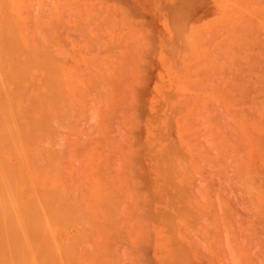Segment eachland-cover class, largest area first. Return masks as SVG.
<instances>
[{
  "label": "rangeland",
  "instance_id": "1",
  "mask_svg": "<svg viewBox=\"0 0 264 264\" xmlns=\"http://www.w3.org/2000/svg\"><path fill=\"white\" fill-rule=\"evenodd\" d=\"M8 2L0 0V25L13 37L0 33L7 37L0 42L7 57L0 59L5 65L17 60L11 67L0 62L6 77L0 78V90L6 88L0 91V111L8 113L0 117L8 123L11 115L14 124L9 121L8 129L0 118V168L8 180L0 177V234L11 233L23 254L11 248L9 258L4 245L0 261L176 264L179 258L182 264H264V0ZM10 28L21 29L16 38ZM14 38L24 51L13 49ZM18 51L24 54L18 57ZM15 63L34 67L24 66L23 75ZM15 72L17 78L11 76ZM10 123L18 128L15 135ZM26 176L33 185L37 181L35 187ZM4 189L10 191L6 201ZM62 210L65 216L55 219ZM39 212V222L35 215L30 223ZM6 224L15 228L4 229ZM27 225L29 232L22 230ZM20 234L30 252L28 244H18Z\"/></svg>",
  "mask_w": 264,
  "mask_h": 264
},
{
  "label": "bare ground",
  "instance_id": "2",
  "mask_svg": "<svg viewBox=\"0 0 264 264\" xmlns=\"http://www.w3.org/2000/svg\"><path fill=\"white\" fill-rule=\"evenodd\" d=\"M6 1H7V2H8V1L11 2V0H6ZM9 2H8L7 4L11 5ZM38 2H39V0H38ZM230 2H231V1H230ZM39 3H40V2H39ZM259 3H260V2H259ZM261 3H262V1H261ZM37 4H38V3H37ZM233 4H234V3H233ZM12 6H13V5H12ZM38 6H39V4H38ZM44 7H46V5H45ZM261 7H262V6H261ZM5 8H6V7H5ZM42 8H43V7H42ZM167 8H168V7H167ZM171 8H172V7L169 6V9H171ZM173 8H174V7H173ZM37 9H38V8H37ZM54 9H55V8H54ZM233 9H234V8H233ZM247 9H248V8H247ZM5 10H8V7H7L6 9H4V12H5ZM23 10H24V9H23ZM38 10H39V9H38ZM40 10H41V9H40ZM91 10H92V9H91ZM172 10H174V9H172ZM242 10H244V9H242ZM8 11H9V10H8ZM8 11H7V12H8ZM168 11H169V10H168ZM175 11H176V9H175ZM170 12H171V11H170ZM172 12H173V14H175L174 11H172ZM172 12H171V13H172ZM178 12L180 13V11H178ZM183 12H184V11H183ZM225 12H226V11H225ZM8 13H9V12H8ZM171 13H170V15H171ZM248 13H249V12H248ZM4 14H5V13H4ZM6 14H7V13H6ZM168 14H169V13H168ZM193 14H194V13H193ZM82 15H83V14H82ZM177 15H178V14H177ZM186 15H187V14H186ZM188 15H189V14H188ZM172 16H173V15H172ZM172 16H171V17H172ZM180 16H181V15H180ZM4 17H5V16H4ZM6 17H7V16H6ZM8 17H9V16H8ZM36 17H37V15H36ZM43 17H44V16H43ZM169 17H170V16H169ZM171 17H170V18H171ZM170 18H169V19H170ZM176 18H177V17H176ZM189 18H190V17H189ZM189 18H188V19H189ZM7 19H8V18H7ZM16 19H17V18H16ZM171 19H172V21H173V17H172ZM179 19H180V18H179ZM186 19H187V17H186ZM38 20H39V19H38ZM174 20H175V19H174ZM176 20H177V19H176ZM176 20H175V21H176ZM7 21H8V20H7ZM18 21H19V20H18ZM39 21H40V20H39ZM115 21H116V20H115ZM115 21H114V22H115ZM220 21H221V20H220ZM8 22H9V21H8ZM187 22H188V20H187ZM6 23H7V22H6ZM14 23H15L14 26L16 27V23L18 24L19 22H15V21H14ZM20 23H22L21 20H20ZM20 23H19V24H20ZM38 23H39V22H38ZM82 23H83V22H82ZM174 23H175V22H174ZM178 23H179V22H178ZM229 23H230V22H229ZM10 24H11V23H10ZM19 24H18V25H19ZM181 24H182V23H181ZM2 25H3V24H1L0 26H2ZM170 25H171V24H170ZM176 25H177V24H176ZM179 25H180V23H179ZM183 25H184V24H183ZM14 26H13V27H14ZM13 27H11V28H13ZM15 27H14V29H15ZM20 27H21V26H20ZM180 27H181V26H180ZM186 27H187V26H186ZM197 27H198V26H197ZM1 28L3 29V26H2ZM1 28H0V33H1V34L4 35V33H5L6 31H8V32H6V33H8V34L10 33V32H9V28H8V30H7V29L5 30V27H4L3 30H2ZM6 28H7V27H6ZM11 28H10V29H11ZM22 28H23V27H22ZM16 29H17V28H16ZM23 29H24V28H23ZM42 29H43V28H42ZM86 29H87V28H86ZM179 29H180V28H179ZM195 29H196V27H195ZM1 30H2L3 32H1ZM4 30H5V32H4ZM18 30H21V29H17V32H16V33H14L16 30H15V31L13 30V32H12V29L10 30L12 33H14L13 35H15V36H14L15 38L18 36ZM193 30H194V29H193ZM36 31H37V29H36ZM36 31H35V32H36ZM42 31H44V29H43ZM177 31H178V30H177ZM186 31H187V30H186ZM194 32H195V31H194ZM194 32H192V33H194ZM196 32H197V31H196ZM200 32H201V30H200ZM214 32H215V31H214ZM22 33H27V32H22ZM28 33H29V32H28ZM40 33H41V32H40ZM87 33H88V32H87ZM189 33H190V32H189ZM219 33H220V32H219ZM231 33H232V32H231ZM1 34H0V35H1ZM8 34H7V35H8ZM16 34H17V36H16ZM34 34H35V33H34ZM198 34H199V33H198ZM208 34H210V33H208ZM215 34H216V33H215ZM3 35L0 36V38L2 37V39H3V40H0L1 43H2L3 41L7 40V39H6L7 37H6V38H3V37H4ZM9 35L12 36L11 33H10ZM26 35H27V34H26ZM29 35H31V34H29ZM29 35H28V36H29ZM36 35H38V34H36ZM45 35H46V34H45ZM192 35H194V34H192ZM11 36H10V37H11ZM21 36H22V35H21ZM24 36H25V35H24ZM41 36H42V35H41ZM178 36H179V35H178ZM183 36H184V35H183ZM201 36H202V35H201ZM12 37H13V36H12ZM36 37L38 38L39 36H36ZM44 37H45V36H44ZM148 37H149V36H148ZM195 37H196V36H195ZM197 37H198V36H197ZM15 38H14L15 41L13 42L14 44H15V42H16V39H15ZM18 38H19V37H18ZM26 38H27V37H26ZM37 38H36V39H37ZM179 38H180V37H179ZM12 39H13V38H12ZM28 39H31L30 36L27 38V40H28ZM52 39H53V38H52ZM10 40H11V39H10ZM25 40H26V39H25ZM33 40H35V39H33ZM12 41H13V40H12ZM12 41H11V42H12ZM19 41L21 42V39H19ZM28 41H30V40H28ZM36 41H37V40H36ZM133 41H134V40H133ZM178 41H179V40H178ZM184 41H185V40H184ZM186 41H187V40H186ZM7 42H9V44H10V41H7ZM17 42H18V39H17ZM17 42H16V44H18ZM39 42H40V41H39ZM43 42H44V41H43ZM100 42H101V41H100ZM1 43H0V44H1ZM46 43H48V42H46ZM64 43H65V41H64ZM3 44H4V43H3ZM3 44H2V45H3ZM40 44H41V43H40ZM40 44H37V45L40 46ZM44 44H45V43H44ZM48 44H49V43H48ZM19 45H21V44L14 45V47H13V46H12V47H13V49H15V46H16V47L18 46V49H16V50H19V48H21L20 50L24 51L25 49H23V46H19ZM41 45H43V44H41ZM196 45H197V44H196ZM3 46H5V44H4ZM9 46H10V45H9ZM29 46H30V45H29ZM35 46H36V45H35ZM35 46H34V47H35ZM37 47H38V46H37ZM184 47H185V45H184ZM4 48H5V47H4ZM29 48H30V47H29ZM32 48H33V46H32ZM54 48H55V47H54ZM174 48H176V47H174ZM179 48H180V47H179ZM185 48H186V47H185ZM189 48H190V47H189ZM248 48H249V47H248ZM0 49H1V46H0ZM30 49H31V48H30ZM30 49H29V50H30ZM172 49H173V48H172ZM177 49H178V48H177ZM177 49H176V50H177ZM183 49H184V48H183ZM249 49H250V48H249ZM249 49H248V50H249ZM6 50H8V49H6ZM6 50L4 49L5 52H6ZM9 50H10V49H9ZM34 50H36V48H35V49L33 48L32 51H34ZM50 50H51V49H50ZM52 50H53V49H52ZM52 50H51V51H52ZM55 50H56V49H55ZM190 50H192V49L190 48ZM245 50H247V49H245ZM0 51H2V50H0ZM12 51H13V50H12ZM22 51H21V52L18 51V52H19V55L16 54L15 57H17V55H18V57H20V56H21L20 53H23V54H24V52H22ZM26 51H27V50H26ZM32 51L30 50V52H28V53H29V54L31 53L30 55L34 57V55H32ZM51 51H50V52H51ZM60 51H61V50H60ZM171 51H172V50H171ZM187 51H188V50H187ZM13 52L15 53V51H13ZM36 52H38V51H35V55H36ZM67 52H68V51H67ZM130 52H131V51H130ZM178 52H179V51H178ZM182 52H183V51H182ZM184 52H185V51H184ZM244 52H245V51H244ZM10 53H11V52H9L8 54H9V56H10V59H12V58L14 57V54L12 53V54H13V57H12ZM16 53H17V52H16ZM56 53H57V52H56ZM63 53H64V52H63ZM63 53H62V54H63ZM65 53H66V52H65ZM69 53H71V52H69ZM174 53H175V52H174ZM245 53H246V52H245ZM0 54H1V53H0ZM2 54H3V56H5V55H4V52H3ZM2 54H1L0 56H2ZM23 54H22V55H23ZM29 54H28V55H29ZM38 54H39V52L37 53V57H39L38 59H40L42 54L40 53V54H41L40 56H38ZM179 54H180V57H182V53L179 52ZM215 54H216V53H215ZM248 54H249V53H248ZM250 54H251V52H250ZM250 54H249V55H250ZM135 55H136V54H135ZM170 55H171V54H170ZM246 55H247V54H246ZM258 55H259V54H258ZM9 56H8V57H9ZM25 56H27V55H25ZM202 56H203V55H202ZM244 56H245V55H244ZM6 57H7V52H6V56L4 57L5 60H6ZM11 57H12V58H11ZM28 57H30V56H27V58L24 57L23 59H28ZM33 57H32V58H33ZM46 57H47V56H46ZM174 57H175V56H174ZM0 58H1V57H0ZM30 58H31V57H30ZM47 58H48V57H47ZM60 58H61V57H60ZM68 58H69V57H68ZM198 58H199V57H198ZM7 59H9V58H7ZM15 59L17 60V58H14V59H12V61H13V60L15 61ZM33 59H36V57H34ZM42 59H43V58H42ZM53 59H54V58H53ZM125 59H126V58H125ZM187 59H188V58H187ZM201 59H202V58H201ZM262 59H263V58H262ZM54 60H55V59H54ZM136 60H137V59H136ZM12 61H11V60H10V62L7 61V62H8V65H5L6 61H5V63H4V60L2 61V60L0 59V62H3V66L5 65L6 67H7V66H8V67H9V66L11 67V63H12ZM29 61H31V60L29 59ZM47 61H49V60H47ZM168 61H169V60H168ZM18 62H19V60H18ZM27 62H28V61H27ZM32 62L34 63V66H35V65L38 66V64L40 63L39 61H38V62H39L38 64H37V62L35 63V60L32 61ZM32 62H31V63H32ZM42 62H43V60H42ZM45 62H46V61H45ZM128 62H129V61H128ZM253 62H254V61H253ZM262 62H263V61H262ZM9 63H10V65H9ZM23 63H24V62H23ZM31 63H30V66H32ZM33 63H32V64H33ZM70 63H71V62H70ZM15 64H16V63H15ZM19 64H20V63H19ZM27 64H28V63H27ZM27 64H26V65H27ZM44 64H45V63H44ZM55 64H57V63H55ZM0 65L2 66V64H0ZM21 65H22V61H21ZM26 65L23 64V67H22V66L18 67V63L16 64V66L18 67V69H19V68H20V69H21V68H22V69H23V68L25 69L24 66H26ZM49 65H52V64L50 63ZM175 65H176V63H175ZM12 66H13V65H12ZM30 66H29V67H30ZM34 66H32V67H34ZM37 66H36V67H37ZM45 66H46V65H45ZM56 66L58 67V65H56ZM221 66H222V65H221ZM6 67H3V68H5L3 71L6 70ZM29 67L26 66V68L30 69ZM36 67H35V68H36ZM59 67H60V64H59ZM1 68H2V67H1ZM13 68H15V67L13 66ZM13 68H11V71H10L11 73H13V71H12ZM9 69H10V68H9ZM9 69H7L5 72H7ZM16 69H17V68H16ZM22 69L19 70V72L21 71L20 74H23V73L25 72V70H26V69H25V70L23 69L24 71H22ZM28 69H27V70H28ZM37 69H38V68H37ZM47 69H48V68H47ZM56 69H57V68H56ZM186 69H187V68H186ZM13 70H15V69H13ZM32 70H33V68H32ZM38 70H39V69H38ZM67 70H68V69H67ZM15 71H16V70H15ZM45 71H46V70H45ZM47 71H48V70H47ZM52 71H53V70H52ZM93 71H94V70H93ZM1 72H2V71H1ZM1 72H0V73H1ZM8 72H9V71H8ZM17 72H18V70H17ZM17 72L14 73V76L11 75V73H10V75H11L12 77H15V74H17ZM105 72H106V71H105ZM128 72H129V71H128ZM27 73H28V71H27ZM61 73H62V72H61ZM64 73H65V72H64ZM64 73H63V74H64ZM67 73H69V72H67ZM72 73L74 74L75 72H72ZM175 73H176V72H175ZM18 74H19V73H18ZM44 74H46V73L44 72ZM49 74H50V72H49ZM6 75H7V74H6ZM8 75H9V73H8ZM23 75H24V74H23ZM23 75H22V76H23ZM36 75H37V74H36ZM50 75H51V74H50ZM55 75H57V73H55ZM59 75H60V74H59ZM69 75H70V74H69ZM215 75H216V74H215ZM262 75H263V74H262ZM3 76H4V73H3ZM3 76L0 75V78H2V79H1L2 81L6 79V77H5V79H3ZM17 76H19V75H16L15 78H17ZM28 76H29V75H27V77H28ZM75 76H76V75H75ZM178 76H179V75H178ZM253 76H255V75H253ZM256 76H257V75H256ZM20 77H21V75H20ZM20 77H19V78H20ZM44 77H45V76H44ZM44 77H43V78H44ZM53 77H54V76H53ZM56 77H58V76H56ZM56 77H55V80H56ZM243 77H244V76H243ZM263 77H264V76H263ZM7 78H8V77H7ZM10 78H11V77H10ZM19 78H18L17 80H19ZM22 78H23V80H24V79H27V80H28V78H26V77H25V78L22 77ZM22 78H20V80H21ZM43 78H42V79H43ZM244 78H245V77H244ZM42 79H41V80H42ZM44 79H46V77H45ZM67 79H68V78H67ZM212 79H213V78H212ZM245 79H246V78H245ZM7 80H8V79H7ZM7 80H6V82H8ZM11 80L14 81L15 79L12 78ZM17 80H16V81H17ZM29 80H30V79H29ZM37 80H39V79H37ZM46 80H47V79H46ZM58 80L60 81L61 79L57 78V81H58ZM209 80H210V79H209ZM9 81H10V79H9ZM13 81H12V82H13ZM53 81H54V79H53ZM59 81H58L57 85L60 83ZM62 81H64V79H63ZM3 82H5V81H3ZM10 82H11V81H10ZM14 82H15V81H14ZM20 82H21V81H20ZM20 82L18 81V83H20ZM22 82L24 83V81H22ZM55 82H56V81H55ZM26 83H27V82H26ZM44 83H45V82H44ZM48 83H49V82H48ZM48 83L46 84L47 86H48ZM80 83H81V82H80ZM0 84L3 85L2 82H1ZM21 84H22V83H21ZM21 84H20V85H21ZM28 84H29V83H28ZM126 84H127V83H126ZM6 85L8 86L9 84L7 83ZM17 85H18V84H17ZM17 85L14 83V86H17ZM24 85H26V84H24ZM42 85H43V84H42ZM44 85H45V84H44ZM59 85H60V84H59ZM59 85H58V86H59ZM127 85H128V84H127ZM181 85H182V84H181ZM203 85H204V84H203ZM205 85H206V83H205ZM22 86H23V85H22ZM35 86H37V85H35ZM35 86H34V87H35ZM39 86H40V85H39ZM49 86H50V85H49ZM58 86H55V87L57 88ZM81 86H82V85H81ZM240 86H241V85H240ZM0 87H1V86H0ZM18 87H19V86H18ZM52 87H53V86H52ZM181 87H182V86H181ZM233 87H234V84H233ZM238 87H239V86H238ZM259 87H260V86H259ZM4 88H5V85H4V87L2 86L3 91H1V90H0V91H1V92H4ZM12 88H13V87H12ZM36 88H38V87H36ZM36 88H35V91L38 90V89L36 90ZM47 88H48V87H47ZM117 88H118V87H117ZM5 89H6V88H5ZM7 89H8V88H7ZM9 89H10V88H9ZM13 89H14V88H13ZM16 89H17V87H16ZM16 89H14V90H16ZM19 89H20V88H18L17 90H19ZM24 89H25L24 92H27V91L29 90V89H28V90L26 91V88H24ZM103 89H104V88H103ZM103 89H102V90H103ZM263 89H264V88H263ZM11 90H12V89H11ZM11 90H10V91H11ZM22 90H23V87H22V89L20 90V92H21ZM33 90H34V89H33ZM51 90H52V91H55V89H53V88H52ZM119 90H120V89H119ZM206 90H207V89H206ZM213 90H214V89H213ZM213 90H212V91H213ZM235 90H236V89H235ZM256 90H257V89H256ZM12 91H13V90H12ZM38 91H39V90H38ZM38 91H37V92H38ZM40 91H41V90H40ZM40 91H39V93H38L39 95H41ZM251 91H252V89H251ZM1 92H0V93H1ZM6 92H7V90L5 91V94H6ZM17 92H18V91H17ZM17 92H16V91H15V92H11V94H12V93L14 94V93H17ZM203 92H204V91H203ZM7 93H8V92H7ZM28 93H29V92H28ZM43 93L46 94L45 92H43ZM43 93H42V94H43ZM50 93H51V92H50ZM249 93H250V92H249ZM2 94H3V93H2ZM5 94H4V95H5ZM210 94H211V93H210ZM0 95H1V94H0ZM8 95H9V94H8ZM16 95H17V94H16ZM126 95H127V94H126ZM244 95H245V94H244ZM2 96H3V95H2ZM2 96H1V97H2ZM21 96H22V95H20V97H21ZM36 96H37V95H36ZM232 96H233V95H232ZM6 97H9V99H10V95H9V96H6ZM15 97H16V96H15ZM18 97H19V96H18ZM24 97H25V96H24ZM30 97H31V96H30ZM48 97H49V96L47 95L46 98H48ZM50 97H52V95H51ZM50 97H49V98H50ZM2 98H3V97H2ZM2 98H0V99H2ZM31 98H33V96H32ZM49 98H48V99H49ZM103 98H104V97H103ZM224 98H225V97H224ZM234 98H235V97H234ZM248 98H249V97H248ZM7 99H8V98H7ZM29 99H30V98H29ZM34 99H35V98H34ZM34 99H33V100H34ZM41 99H42V98H41ZM43 99H44V98H43ZM66 99H67V98H66ZM17 100L19 101L20 99H17ZM36 100H37V99H36ZM38 100H39V99H38ZM50 100H54V98L52 97V98H50ZM62 100H64V99H62ZM104 100H105V98H104ZM133 100H134V99H133ZM4 101H6V100L4 99V100H3V103H4ZM29 101H30V100H29ZM259 101H260V100H259ZM259 101H258V102H259ZM20 102H22V100H21ZM20 102H19V104L21 105ZM23 102H25V100H24ZM41 102H44V100H43V101L41 100ZM51 102H52V101H51ZM61 102H63V101H61ZM65 102H66V100H65ZM17 103H18V102H17ZM31 103H32V102L30 101V104H31ZM226 103H227V102H226ZM62 104H63V103H62ZM68 104H69V103H68ZM208 104H209V103H208ZM238 104H239V103H238ZM247 104H248V103H247ZM260 104H261V103H260ZM5 105H7V107H8V104H5ZM31 105H32V104H31ZM35 105H36V104L34 103L33 106L35 107ZM38 105H41L40 101H39ZM255 105H256V104H255ZM262 105H263V104H262ZM1 106H2V102H1ZM1 106H0V108H1ZM22 106H23V105H22ZM22 106H21V108H22ZM28 106H29V105H28ZM33 106H32V107H33ZM69 106H70V105H69ZM3 107H4V106H3ZM5 107H6V106H5ZM5 107H4V108H5ZM36 107H37V106H36ZM36 107H35V108H36ZM70 107H71V106H70ZM89 107H90V105H89ZM89 107H88V108H89ZM202 107H203V106H202ZM208 107H209V106H208ZM255 107H256V106H255ZM258 107H259V106H258ZM258 107H257V108H258ZM8 108H11V107H8ZM8 108H7V109H8ZM35 108H34V110H35ZM40 108H41V107H40ZM64 108H65V106H64ZM66 108H67V107H66ZM243 108H244V107H243ZM5 109H6V108H5ZM29 109H30V108H29ZM89 109H90V108H89ZM207 109H208V108H207ZM245 109H246V108H245ZM253 109H254V108H253ZM1 110H2V111H0L1 114H2L3 111L7 113V110H6V111H5L4 109H1ZM66 110H67V109H66ZM66 110H64V111H66ZM87 110H88V109H87ZM38 111H40V109H39ZM89 111H91V110H89ZM93 111H94V110H93ZM249 111H251V110H249ZM4 112H3V113H4ZM36 112H37V111H36ZM41 112H42V111H41ZM41 112H39V113H40V116L43 117L42 114H44V113L42 112V114H41ZM236 112H237V111H236ZM6 113H5V114H6ZM11 113H12V110L10 111V109H9V114H11ZM33 113H34V112H33ZM65 113H66V112H65ZM65 113H64V114H65ZM197 113H198V112H197ZM30 114H31V113H30ZM205 114H206V113H205ZM3 115H4V114H3ZM3 115H0V116H3ZM6 115L8 116V113H7ZM32 115H34V114H32ZM54 115H55V114H54ZM70 115H71V114H70ZM200 115H201V114H200ZM208 115H209V114H208ZM235 115H236V114H235ZM244 115H245V114H244ZM10 116H11V115H10ZM10 116L7 117V120H8V118H9V121H10ZM71 116H72V115H71ZM0 118H1V117H0ZM3 118H4V117H3ZM66 118H67V117H66ZM202 118H203V117H202ZM206 118H207V117H206ZM239 118H240V117H239ZM254 118H255V117H254ZM1 119H2V118H1ZM63 119H64V117H63ZM2 120H3V119H2ZM5 120H6V117H5ZM15 120H16V119H15ZM35 120H36V119H35ZM46 120H47V119H46ZM238 120H239V119H238ZM9 121H8V123H7L6 121L3 120L4 123L6 122L5 124H6V127H8V129H9V126H8V125H9ZM38 121H39V120H38ZM65 121H68V120H65ZM65 121H64V122H65ZM239 121H240V120H239ZM251 121H253V120H251ZM254 121H255V120H254ZM260 121H261V120H260ZM10 122H11V121H10ZM29 122H30V121H29ZM52 122H53V121H52ZM244 122H245V121H244ZM11 123H12V122H11ZM11 123H10V124H11ZM249 123H250V121H249ZM249 123H248V124H249ZM5 124H2V125L5 126ZM7 124H8V125H7ZM12 124H13V123H12ZM12 124H11V127L16 128V126H13L14 124H13V125H12ZM30 124H31V123H30ZM38 124H39V123H38ZM57 124H58V123H57ZM66 124H67V123H66ZM251 125H252V124H251ZM33 126H34V125H33ZM49 126H50V125H49ZM51 127H52V123H51ZM241 127H242V126H241ZM14 128H13V131L18 129V128H16V129H14ZM53 128H54V126H53ZM0 129H1V127H0ZM10 129H11V128H10ZM2 130H4V129H2ZM11 130H12V129H11ZM8 131H9V130H8ZM13 131H9V132L14 133V135H15V134H16V131H14V132H13ZM17 131H18V130H17ZM4 132H5V131H3V133H4ZM6 132H7V130H6ZM6 132H5V133H6ZM0 133H2V132H0ZM18 133H19V132H18ZM26 133H27V132H26ZM50 134H51V133H50ZM4 135H5V134H4ZM14 135H12V137H14ZM20 135H21V133H20ZM1 136H3V135L1 134ZM8 136H9V135H8ZM18 136H19V135L17 134L16 137H18ZM10 137H11V134H10ZM6 139H7V138H6ZM15 139L18 140L17 138H15ZM19 139H20V138H19ZM22 139H23V138H22ZM24 139H25V138H24ZM4 140H5V139H4ZM12 140H14V139H12ZM7 141H8V140H7ZM26 141H27V140H26ZM5 142H6V141H5ZM8 142H9V141H8ZM15 142H16V141H15ZM15 142L13 141V143H15ZM17 142H18V143H23V142H21V139H20V142H19V141H17ZM3 143H4V142H3ZM9 143H10V142H9ZM13 143H12V144H13ZM28 143H29V142H28ZM12 144H11V145H8V144H7V145H8V148H10L9 146H11V149H12ZM16 144H17V143H15V145H16ZM25 144H27V142H26ZM30 144H31V143H30ZM5 145H6V144H5ZM5 145H3V146H4V149H5ZM7 145H6V147H7ZM15 145H13V149L15 148V147H14ZM19 145H20V144H19ZM30 146H32V144H31ZM44 146H45V145H44ZM18 148H19V146H18ZM15 149H16V148H15ZM8 151H10V150H8ZM8 151H7V153H8ZM14 151H15V150H14ZM14 151H13V152H14ZM0 153H1V152H0ZM15 153H17V151H16ZM174 153H175V152H174ZM232 153H233V152H232ZM8 154H9V153H8ZM181 154H182V153H181ZM11 155H12V153H11ZM14 155H16V154H14ZM57 155H58V153H57ZM155 155H156V154H155ZM178 155H179V152H178ZM260 155H261V154H260ZM19 156H20V155H19ZM22 157H24V156H22V154H21V158H22ZM174 157H175V156H174ZM183 158H184V157H183ZM2 159H3V158H2ZM174 159H175V158H174ZM0 160H1V157H0ZM22 160H23V159H22ZM38 160H39V159H38ZM164 160H166V159L164 158ZM263 160H264V158H263ZM2 161H5V159L2 160ZM2 161H1V162H2ZM7 161H8V159H7ZM16 161H17V160L13 161L14 163L11 162V163H13L12 165H14V164H16V163H17V164L19 163V161H18V162H16ZM167 161H168V160H167ZM173 161H174V160H173ZM181 161H182V163H183V160H181ZM181 161H180V162H181ZM8 162H9V161H8ZM8 162H6V163L8 164ZM9 163H10V162H9ZM23 163H24V160H23ZM182 163H181V164H182ZM7 164H6V165H7ZM21 164H22V163H21ZM24 164H27V163H24ZM0 165H1V164H0ZM42 165L44 166L43 163H42ZM21 166H22V169H23V170H24V169H25V170L27 169L26 167H24V166H27V165H24V166L21 165ZM43 166H42V167H43ZM0 167H1V166H0ZM23 167H24V168H23ZM27 167H28V166H27ZM8 168H9V167H8ZM17 168H20V166H17ZM2 169H3V168H2ZM6 169H7V168H6ZM9 169H10V168H9ZM9 169H8V173H9ZM41 169H42V168H41ZM43 169H44V168H43ZM52 169H53V168H52ZM19 170H20V169H19ZM44 170H47V169H44ZM53 170H54V169H53ZM120 170H121V169H120ZM0 171H2L1 168H0ZM10 171H11V170H10ZM4 172H7V171L5 170ZM12 172H13V171H12ZM14 172H15V171H14ZM20 172H21V171H20ZM48 172H49V171H48ZM1 173H2V174H1L0 177L3 176V178L5 179V181H8V180H6L7 177H6V178L4 177V173H3V171H2ZM16 173H17V171L15 172V174H16ZM25 173H28V169L26 170ZM5 175H6V174H5ZM8 175H9V174H8ZM16 176H17V174H16ZM18 176H19V175H18ZM20 176H22V175H20ZM20 176H19V177H20ZM29 176H30V175H29ZM49 176H50V174H49ZM8 178H9V177H8ZM27 178H29V177L26 176V179H24V180H27ZM30 178H31V177H30ZM30 178H29V179H30ZM45 178H46V177H45ZM49 178H50V177H49ZM0 179H1V178H0ZM4 179H3V180H4ZM20 179H21V177H20ZM29 179H28L27 181H29ZM0 181H1V180H0ZM30 181H31V179H30ZM30 181H29V182H30ZM13 182H14V180H13ZM21 182H22V181H21ZM23 182H24V181H23ZM35 182H37V181H35ZM35 182H34V185L37 184V183H35ZM229 182H230V181H229ZM15 183H16V182H14V186H15ZM27 183H28V182H27ZM30 183H32V185H33V182H30ZM30 183H28V185H29ZM48 183H49V182H48ZM48 183H47V184H48ZM23 184H24V183H23ZM38 184H39V183H38ZM16 185H17V183H16ZM32 185L30 184V188H34V187H35L34 185H33L34 187H31ZM258 186H260V185H258ZM15 187H16V186H15ZM115 188H116V187H115ZM260 188H261V187H260ZM15 189L19 190L18 187L15 188ZM34 189H35V188H34ZM4 190H5V192H6V189H4ZM32 190H33V189H32ZM36 190H37V189H36ZM147 191H148V190H147ZM224 191H225V190H224ZM9 192H10V191H9ZM9 192H6L7 194L4 195V196L6 197V198H4V201H6V199H9V198H10V197L7 198V195L10 194ZM36 192H37V191H36ZM208 192H209V191H208ZM208 192H206V193H208ZM217 192H218V191H217ZM8 193H9V194H8ZM16 193H17V192H16ZM26 193H27V191H26ZM114 193H115V192H114ZM185 193L187 194V192H185ZM18 194H19V193H18ZM35 194H36V193H35ZM104 194H105V193H104ZM214 194H215V193H214ZM217 194H218V193H217ZM20 195H22V194H20ZM43 195H44V194H43ZM119 195H121V194H119ZM188 195H189V194H188ZM208 195H209V194H208ZM35 196H37V195H35ZM107 196H108V195H107ZM172 196H173V195H172ZM212 196H213V195H212ZM215 196H216V195H215ZM135 197H136V196H135ZM32 198H33V197H32ZM103 198H104V197H103ZM33 199H34V198H33ZM257 199H258V198H257ZM2 200H3V199H2ZM16 200H17V199H16ZM29 200H30V199H29ZM39 200H40V198H39ZM170 200H171V199H170ZM218 200H219V199H218ZM36 201H37V200H36ZM45 201H46V200H45ZM105 201H106V200H105ZM7 202H8V204H9V206L13 205V204L11 203L12 200H11V201L9 200V201H7ZM27 202H28V201H27ZM41 202H42V201H41ZM59 202H60V201H59ZM174 202H175V201H174ZM174 202H170V203L172 204V203H174ZM105 203H106V202H105ZM130 203H131V202H130ZM175 203H176V202H175ZM251 203H252V202H251ZM4 204L7 205V203H4ZM16 204H17V203H16ZM31 204H32V202H31ZM49 204H50V203H49ZM193 204H195V203H193ZM196 204H197V203H196ZM111 205H112V204H111ZM111 205H110V206H111ZM226 205H227V204H226ZM17 206H18V205H17ZM17 206H16V207H17ZM121 206H122V205H121ZM183 206H184V205H182L181 207H183ZM255 206H256V205H255ZM11 207H12V206H11ZM13 207H14V206H13ZM13 207H12V208H13ZM36 207H37V206H36ZM181 207H180V208H181ZM20 208H21V207H20ZM34 208H35V207H34ZM37 208H38V207H37ZM133 209H134V208H133ZM184 209H185V208H184ZM21 210H22V209H21ZM35 210H36V209H35ZM38 210H39V209H38ZM56 210H57V209H56ZM166 210H168V209H166ZM169 210H170V209H169ZM188 210H189V209H188ZM205 210H206V209H205ZM260 210H261V209H260ZM14 211H15V210H14ZM32 211H33V210H32ZM40 211H41V210H40ZM52 211H53V209H52ZM52 211H50V212H52ZM113 211H114V209H113ZM115 211H116V210H115ZM220 211H221V210H220ZM16 212H17V210H16ZM16 212H15V213H16ZM34 212H35V211H34ZM41 212H42V211H41ZM57 212H58V211H57ZM57 212H56V213H57ZM167 212H169V211H167ZM191 212H192V211H191ZM254 212H255V211H254ZM18 213H19V211H18ZM29 213H30V212H29ZM45 213H46V211H45ZM45 213H44V214H45ZM54 213H55V212H54ZM64 213H65V212L62 210V212H59V215H58V214H54V215H57V217L55 216V217H56L55 219H57L58 217L60 218L61 216H65ZM74 213H75V212H74ZM110 213H111V212H110ZM128 213H129V212H128ZM177 213H178V212H177ZM193 213H195V212H193ZM193 213H192V214H193ZM205 213H206V212H205ZM39 214H40V212H39L38 214L35 213L34 215H32V218H30L29 221H31V219H33L34 217L39 216V217H36V221L39 222V219H38V218H40V215H39ZM61 214H62V215H61ZM20 215H21V214H20ZM35 215H36V216H35ZM51 215H52V214H51ZM54 215H53V216H54ZM60 215H61V216H60ZM71 215H72V214H71ZM78 215L80 216V214H78ZM88 215H89V214H88ZM95 215H96V214H95ZM95 215H94V216H95ZM107 215H108V214H107ZM41 216H42V215H41ZM53 216H52V217H53ZM82 216H83V215H82ZM82 216H81V217H82ZM110 216H111V215H110ZM114 216H115V215H114ZM193 216H194V215H193ZM207 216H208V215H206V218H208ZM255 216H256V215H255ZM44 217H47V215H46V216L44 215ZM44 217H43V218H44ZM70 217H71V216H70ZM86 217H87V216H86ZM174 217H175V216H174ZM204 217H205V216H204ZM22 218L24 219L25 217L22 216ZM43 218H42V219H43ZM115 218H116V217H115ZM126 218H127V217H126ZM206 218H205V219H206ZM1 219H2V221H3V218H1ZM1 219H0V220H1ZM23 219H22V222L27 221V217H26V219H24V221H23ZM28 219H29V218H28ZM40 219H41V218H40ZM53 219H54V218H53ZM234 219H235V218H234ZM5 220H6V219H5ZM8 220H9V218L7 219L6 222H9V224H13V223H11V221H8ZM45 220H46V219H45ZM47 220H48V219H47ZM171 220H172V219H171ZM122 221H123V220H122ZM189 221L191 222L192 220H189ZM203 221H204V220H203ZM223 221H224V220H223ZM239 221H240V220H239ZM37 222H36V223H37ZM125 222H126V221H125ZM194 222H195V221H194ZM224 222H225V221H224ZM226 222H227V221H226ZM30 223H34V221H31ZM107 223H108V222H107ZM174 223H175V222H174ZM233 223H234V222H233ZM43 224H45V223L43 222ZM43 224H41V225H43ZM171 224H172V223H171ZM224 224H225V223H224ZM238 224H239V222H238ZM21 225H22V224H21ZM37 225H38V224H37ZM118 225H119V224H118ZM118 225H117V226H118ZM120 225H121V224H120ZM125 225H126V224H125ZM236 225H237V223H236ZM239 225H240V224H239ZM10 226H11L12 229L15 228V226H14V228H13L12 225H8V226H7V224H6L5 227H4V229L12 230V229L10 228ZM30 226H32V225H30ZM46 226H47V225H46ZM123 226H124V225H123ZM128 226H129V225H128ZM171 226H172V225H171ZM222 226H223V225H222ZM23 227H24V229L26 228L24 225H23ZM27 227H28V229H26V230L22 229V230H23V231H26V232H27V230H28V232H29V231H30V228H32V227H29L28 225H27ZM33 227H34V226H33ZM36 227H37V226H36ZM42 227H45V226L43 225ZM140 227H141V226H140ZM245 227H246V226H245ZM8 228H9V229H8ZM47 228H48V226H47ZM117 228H118V227H117ZM121 228H122V226H121ZM130 228H131V227H130ZM189 228H190V227H189ZM226 228H227V227H226ZM246 228H247V227H246ZM4 229L2 228V230H4ZM48 229H49V228H48ZM243 229H244V228H243ZM34 230H35V228H34ZM36 230H37V229H36ZM36 230H35V231H36ZM43 230H44V228H43ZM49 230L51 231V229H49ZM49 230H46V231L49 232ZM16 231H17V230H16ZM18 231H19V230H18ZM37 231H39V230H37ZM94 231H95V230H94ZM250 231L252 232V230H250ZM20 232H22V231L20 230ZM44 232H45V231H44ZM96 232H97V231H96ZM182 232H183V231H182ZM241 232H242V231H241ZM244 232H246V230H245ZM22 233H23V232H22ZM247 233H248L247 236H250L248 230H247ZM24 234H25V232H24ZM42 234H43V233H42ZM45 234H46V232H45ZM227 234H228V233H227ZM0 235H1V236H0V243H2V244H0V248H1L2 246L5 247L4 245L8 246V248H9V250L6 252L7 254H5V256H7V257L9 256V258H10L11 255H10L8 252H11L10 250H12V249H13V251L15 250L14 252H16V253L18 254L19 257H20V254H23V253H21L20 248H18L19 246L17 247L16 244H13V243H14L13 238L10 237L11 233H10L9 235H8V233L4 234V235H6V236H3L2 234H0ZM25 235H27V234H25ZM20 236H23V235H22V234L17 235L18 240L21 239ZM118 236H119V235H118ZM209 236H210V234H209ZM209 236H208V237H209ZM225 236H226V235H225ZM229 236H230V234H229ZM3 237H5V238H4V241H3ZM122 237H123V236H122ZM252 237H253V236H252ZM8 238H12V240L9 241ZM209 238H210V237H209ZM254 238H255V237H254ZM6 239H7V240H6ZM121 239H122V238H121ZM197 239H198V238H197ZM225 239H226V238H225ZM248 239H249V238H248ZM255 239H256V238H255ZM203 240H204V239H203ZM214 240H216V239H214ZM1 241H2V242H1ZM5 241H6V243H7V241H8L9 243H10V242H11V243H10V244L7 243V244H8V245H7V244L5 243ZM20 241H21V240H20ZM177 241H178V239H177ZM233 241H234V239H233ZM233 241H232V242H233ZM256 241H257V240H256ZM109 242H110V241H109ZM179 242H180V241H179ZM227 242H228V241H227ZM243 242H244V241H243ZM243 242H242V243H243ZM3 243H4V244H3ZM19 243H21L22 246H23V244H28V243H26V242H22V241H21V242H18V244H19ZM106 243H107V242H106ZM255 243H256V242H255ZM110 244H111V243H110ZM119 244H120V243H119ZM230 244H231V243H230ZM15 245H16V246H15ZM28 245H29V244H28ZM30 245H31V244H30ZM30 245H29V247H30ZM103 245H104V244H103ZM183 245H184V244H183ZM183 245H181V246H183ZM208 245H209V244H208ZM211 245L213 246L212 242H211ZM257 245H258V244H257ZM13 246H14V247H13ZM24 246H25V245H24ZM99 246H100V245H99ZM99 246H98V247H99ZM214 246H215V245H214ZM216 246H217V245H216ZM229 246H230V245H229ZM25 247H26V246H25ZM25 247H24V248H25ZM29 247H27L26 249H27V251L30 252V250H31L32 247H30V248H29ZM231 247H232V246H231ZM5 248H6V247H5ZM11 248H12V249H11ZM15 248H16V249H15ZM36 248L38 249V247H36ZM196 248H197V247H196ZM213 248H214V247H213ZM226 248H227V247H226ZM233 248H234V247H233ZM238 248H239V247H238ZM29 249H30V250H29ZM32 249H33V248H32ZM179 249H180V248H179ZM227 249H228V248H227ZM227 249H226V250H227ZM16 250H17V251L20 250V252H17ZM34 250H35V248H34ZM109 250H110V249H109ZM235 250H236V248H235ZM37 251H39V250H37ZM188 251H189V250H188ZM238 251H239V253H240L242 250L240 251V249H239ZM245 251H246V250H245ZM245 251H242V252H245ZM175 252H176V251H175ZM228 252H229V250H228ZM2 254H3V252H2ZM2 254H1V252H0V255H2ZM24 254H25V253H24ZM28 254H29V253H26V254H25L26 257L31 255V254H30V255H28ZM32 254H33V252H32ZM122 254H124V253H122ZM180 254H181V253H180ZM186 254H187V253H186ZM186 254H185V255H186ZM25 255H21V259H25ZM100 255H101V254H100ZM117 255H118V254H117ZM127 255H128V254H127ZM174 255H175V254H174ZM176 255H177V254H176ZM181 255H182V254H181ZM181 255H180V256L178 255L177 257H180V258L183 257V256H181ZM188 255H189V254H188ZM256 255H257V254H256ZM31 256H32V255H31ZM104 256H105V255H104ZM115 256H116V255H115ZM1 257H2V256H0V259H1ZM23 257H24V258H23ZM119 257H120V256H119ZM123 257H124V255H123ZM127 257H128V256H127ZM174 257H176V256H174ZM184 257H185V256H184ZM187 257H189V256H187ZM255 257H256V256H255ZM120 258H121V257H120ZM131 258H132V257H131ZM185 258H186V257H185ZM257 258H258V257H257ZM11 259H12V258H11ZM11 259H10V262H11V263H9V264H13V263L16 264V263H18V260H16L17 258H16V259L13 258L14 261H13V260L11 261ZM30 259H31V258H30ZM98 259H99V258H98ZM116 259H117V258H116ZM134 259H135V258H134ZM175 259H177V262L180 261L179 258H175ZM178 259H179V260H178ZM186 259H187V258H186ZM237 259H238V258H237ZM250 259H251V258H250ZM4 260H6V259H4V257H3V259H2L0 262L3 261V262H5L4 264H7L6 262H7L8 260H7V261H4ZM15 260H16V262H15ZM25 261H27L28 264H30L29 262H31V260L28 262L27 259H26ZM102 261H103V260H102ZM122 261H123V260H122ZM122 261H121V262H122ZM131 261H132V260H131ZM182 261H183V259H182ZM8 262H9V261H8ZM12 262H13V263H12ZM124 262H125V261H124ZM175 262H176V261H175ZM177 262H176V264H177ZM180 262H181V261H180ZM196 262H197V261H196ZM109 263H110V262H109ZM2 264H3V263H2ZM19 264H20V263H19ZM94 264H95V263H94ZM178 264H180V263L178 262ZM181 264H182V262H181ZM183 264H184V263H183Z\"/></svg>",
  "mask_w": 264,
  "mask_h": 264
}]
</instances>
